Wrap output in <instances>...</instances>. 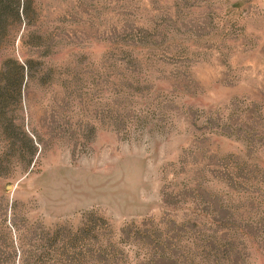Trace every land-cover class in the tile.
Listing matches in <instances>:
<instances>
[{
	"label": "rangeland",
	"instance_id": "obj_1",
	"mask_svg": "<svg viewBox=\"0 0 264 264\" xmlns=\"http://www.w3.org/2000/svg\"><path fill=\"white\" fill-rule=\"evenodd\" d=\"M32 5L0 264H264V0Z\"/></svg>",
	"mask_w": 264,
	"mask_h": 264
},
{
	"label": "trees",
	"instance_id": "obj_2",
	"mask_svg": "<svg viewBox=\"0 0 264 264\" xmlns=\"http://www.w3.org/2000/svg\"><path fill=\"white\" fill-rule=\"evenodd\" d=\"M33 0H0V48L13 39L17 33L32 22L34 13ZM0 69V117L5 119L4 106L9 89L16 92V98L21 94V88L27 79L28 62H20L9 57L3 61Z\"/></svg>",
	"mask_w": 264,
	"mask_h": 264
}]
</instances>
